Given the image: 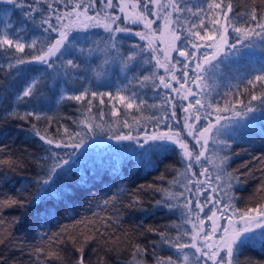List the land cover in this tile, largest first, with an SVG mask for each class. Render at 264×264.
<instances>
[{
  "label": "trees",
  "instance_id": "trees-1",
  "mask_svg": "<svg viewBox=\"0 0 264 264\" xmlns=\"http://www.w3.org/2000/svg\"><path fill=\"white\" fill-rule=\"evenodd\" d=\"M38 1L41 0H15V4L0 1V32H3L5 24H9L10 32H17L26 43L38 38L37 49L46 50L49 40L54 39L56 33H44L42 29H36L25 17V12L30 11L28 4ZM47 2L53 5L52 9L63 11L72 9L80 0ZM89 2L90 0H83L84 4ZM147 2L148 0H139L137 10L144 11L143 4ZM178 2L182 8L186 6L195 12L197 6H203L206 0ZM95 3L98 6V0H95ZM233 3L234 11L239 12L250 10L253 6V0H233ZM256 6H264V0H256ZM44 8L49 9L47 3ZM95 12L93 7L88 10L90 14ZM111 12L115 13L113 9ZM151 12L153 5L148 3L146 14L149 19L154 18ZM33 15L36 16L35 22L38 24L40 16L38 13ZM176 15L174 13L173 19ZM179 15L182 22L191 23L198 19L187 11ZM118 17V23L122 24L121 16ZM155 20L154 25L159 28L160 20ZM184 27H187V24H184ZM111 35L112 33L106 32L103 27H90L70 33V41L72 37L80 39L75 41L76 50L73 56L64 59H75L81 67L76 70L68 69L71 73L69 76L64 75L62 60L57 59L59 53L51 58L55 61L53 68L36 61L9 68V58L0 50V160L9 161L0 163V200L13 197L24 201L23 206L1 207L0 215L8 209L7 217L19 220L16 224L20 225V231L24 233L22 236L27 250L25 253L31 255L30 259L17 249H9L10 239L0 244V264H76L79 257L76 249L80 247H84V257L93 254V249H96L97 259L92 263L85 261V264H135V259H139L132 256L136 245L147 249L143 259L152 264V242L161 241L158 235L160 231H164L173 239L180 234V243H190L191 236L183 235L185 231L191 234L190 224L185 223V220L191 221L197 214L204 221V231L208 232L211 230L212 221L208 220L207 216L211 215L212 211H217L218 224L222 230L225 218L229 215L240 218L241 214L249 209L255 210L251 215L264 210V189L261 188L264 181V107H259V101H252L255 111L240 116L231 111L216 113L214 109H210L213 114L209 119L215 123L216 116L223 115L226 119L221 121V124L226 127L221 129L219 136L214 129L209 134L205 156H202L199 162H190L184 158L179 147L171 142L142 139V136H150L155 132H181V111L190 102L179 101L180 104L173 109L172 94L162 85L156 87L159 85L162 71L155 67L154 54L143 40L134 33H116V39L120 41L117 44L120 53L117 54L108 41ZM230 35L235 36L231 30ZM185 36L187 32H182L181 41ZM254 39L256 46L252 48L237 44L240 49L238 53L234 49L226 48L219 57L224 63L216 80H207L210 86L206 89L208 98L220 107H224L226 101L235 104L237 100H242L247 104L250 100L252 86L247 84L246 79L240 78L241 74H247L264 65V45L260 43L259 38ZM229 42L233 43L234 39ZM134 45L138 47H133ZM181 46L189 52L195 51L191 44ZM79 49L84 51L80 52ZM10 51H13L14 58L25 60H31L38 54L36 49L30 48H26L24 53ZM132 51L137 52L140 64L135 72H123L121 59ZM206 51L211 49L202 47L196 54L200 56ZM141 57L150 62L144 63ZM171 58L172 63L177 59L181 61V64L176 65L175 74L182 78L185 58L177 52H172ZM194 66L193 63L192 67ZM152 72L156 73L155 85L149 81L146 86H141L138 82L140 75ZM33 79L39 81L34 96L25 97L27 103L17 101V95L21 94ZM188 85L196 90L191 83ZM85 89L88 94L83 101L67 99L68 96L78 95ZM262 90L264 89L258 84L255 94L259 95ZM92 92L111 93L112 97H116L118 93L133 97L135 93L133 98L140 107L125 109L118 99L108 95L103 96L104 103L101 104L100 97L93 98ZM165 97H170L171 103H166ZM197 98L200 96L191 98V101ZM88 100H92L91 105ZM141 100L144 101L143 104H140ZM113 105L116 109L115 115ZM173 111L176 112L175 118L171 115ZM236 111L244 113V105L236 104ZM13 112L16 115H10ZM27 112L34 115L21 119ZM37 114L39 119L36 118ZM207 122L200 120L196 125L197 129L206 126ZM86 124H91L94 130L89 131ZM32 125H36V129L42 134L46 133L55 141L67 144L89 143L91 139L96 138L112 140L116 135H130L134 139L92 144L84 159L63 156L62 159L69 161L64 166L69 171L60 181L59 194L33 199L38 187L36 180L43 175L41 165L52 163L51 159H45L51 156L46 149L51 148L60 155L66 153L67 149L56 148L55 143L45 144L34 134ZM65 128L68 129L67 134L64 132ZM74 133L80 135H73V138L69 139ZM220 140L227 141L230 147L225 149L224 145L219 143ZM161 145L164 146L163 149L158 147ZM195 152L193 148V153ZM225 155L229 156V160L220 165L219 158ZM189 163H192L193 167L186 171ZM204 169H207V173L201 174ZM217 176L220 178L217 179ZM196 181L201 182L200 192H196ZM121 189L126 191L120 194ZM179 193L184 195L179 196ZM114 195H117L118 199L105 207L103 201L111 200ZM216 199L220 200V204L214 203ZM157 200L162 201V204L157 205ZM187 200L192 201L191 213L183 207ZM133 201L135 207H126ZM197 201L203 206V211L196 207ZM164 204L174 207L170 210L163 206ZM225 204L230 207L221 218L220 211ZM83 219H87L90 225L73 233V228L79 226ZM4 228L6 226L3 225V230ZM261 231L264 230L258 228L254 233L259 234ZM0 232L4 233L1 228ZM90 234H94L96 239L85 244L84 237ZM49 237L52 239L49 240ZM69 237L75 238L73 245ZM54 240V247H48L47 244ZM57 240H63L64 243L57 244ZM36 248H43L44 251L36 253ZM156 251L159 255H172L175 249L158 244ZM49 252L59 253L60 259L49 258ZM189 257L190 264H199V261ZM240 258L242 264L249 261L253 264H264V247L259 235H256L255 241L244 246ZM29 260L31 261L27 263Z\"/></svg>",
  "mask_w": 264,
  "mask_h": 264
},
{
  "label": "snow or ice",
  "instance_id": "snow-or-ice-1",
  "mask_svg": "<svg viewBox=\"0 0 264 264\" xmlns=\"http://www.w3.org/2000/svg\"><path fill=\"white\" fill-rule=\"evenodd\" d=\"M7 4H15V0H5ZM47 3V7L52 9L53 5L48 3L47 0H44ZM71 2V0H69ZM148 3L156 6V10L151 12L152 15H155L157 19H163V28L159 29L160 35L157 36V30L153 29L154 20L148 18ZM95 0H90L89 3L84 4L83 0H80L79 3H76L71 11L65 12L63 15L56 14L55 20L56 24L52 23L53 16H45V10L37 9L33 5H28L30 11L25 12V17L31 21L36 29H42L44 33H57V37L50 39L47 44L46 50L44 48L37 49L38 38L32 39L30 43H26L22 36L17 32H10L9 28L11 25L5 24L3 32H0V50L4 52L9 58L8 67L16 68L18 65L31 63L36 61L41 64H46L48 68H53L55 61H52V57L57 56V59L62 60V67L65 68L64 75L69 76L71 73L68 69L76 70L81 67L75 59H64L68 56H73L74 51L76 50L75 41L79 40V37H72V40H69L70 31L73 28L77 29H87L89 27H103L106 32L112 33L108 38V41L111 43V47L116 50V53H120V49L117 47V44L120 41H117L115 34L121 32H129L132 30L126 27H115L112 25L120 19L118 16H111L108 12H104V15L101 16L100 12H97L95 16H88V10L90 7H93ZM139 6V0H136L135 3H131V11H128L129 4L128 0H120L119 10L121 13H124V20L130 21L133 24H143V27L147 29V32H135L136 36H139L141 40H147V47L153 52L156 53L158 49L155 47L157 40H160L165 44L163 51V59H160L158 56L153 58L156 61L155 67L163 68L165 73L170 75L171 81H175L180 85L179 88L173 87V85L166 80L165 76H159V87L163 86L165 89H170L172 92H175L178 97L182 100H188L189 97L200 96V98L191 101L186 107H183V111L187 114L184 118V126L188 130V135L196 140L197 144L201 145V151L195 156L197 162L200 161L202 156H205L206 145L208 142V136L215 129L216 135L221 134V129L226 127L225 124H221V121L225 120L226 117L223 115H217L216 121L213 123L209 117L212 116V111L214 109L216 113H226L233 112L234 115L240 116L242 114L253 112L256 109L252 107V101H259V107H264V90L260 91V94H255V89L259 84L262 89H264V65L259 69H253L252 72L247 74H241V79H246L247 84L252 86L253 92L250 93V100L247 104H244V101L237 100L235 104L226 101L224 107H220L218 103H215L212 99L208 98L206 89L210 86L207 84V80L211 79L216 80L219 73L221 65L224 63V60L219 59L220 55L226 48L234 49L237 53L240 51L237 48V44L245 48H252L256 46V41L254 38H259V41L264 45V6L257 7L256 0H253V6L250 10H245L244 12L234 11L233 0H206L203 6H197L196 11L193 12L192 8L180 6L178 0H167V3H162L161 0H148L147 3L143 4L144 11H137ZM83 7V11H79ZM113 0H107L106 8H113ZM164 9H170L169 11H164ZM55 11V10H54ZM190 12L193 16L197 17L196 22H187L181 21L180 13ZM33 13H38L40 16V22L37 24L36 16ZM162 13V15H161ZM173 13H176L175 19H173ZM67 21V23H65ZM184 24H187V27H184ZM46 25V27H45ZM234 33L235 36L230 35ZM182 32H187L184 40L181 41ZM86 39V37H85ZM230 39H234L233 43H230ZM248 41L249 43H245ZM179 42V43H178ZM182 44H191L192 49L195 51L189 52L186 48L182 47ZM138 47V46H133ZM211 49V51H206L198 56L196 53L199 52L201 48ZM26 48L36 49L38 54L33 56L31 60H25L23 58L15 57V53H24ZM63 50V51H62ZM80 52H83V49H79ZM143 51V49H141ZM177 52L179 56L185 58V62L182 65V78L177 77L176 65L181 64L179 59L175 60V63H172L171 53ZM92 54V50H89V55ZM15 59L13 63L12 60ZM225 59L227 56L225 55ZM144 63H149L146 58L141 57ZM195 64L192 67V64ZM140 64V61L137 60V52H129L127 56H124L121 59V71H136V67ZM256 72L258 74L253 75L252 73ZM222 74V73H220ZM156 76L155 72L150 74H141L138 82L141 86H146L149 81L155 85ZM135 78V77H134ZM39 81L33 79L29 84L25 86L23 92L17 95L16 99L20 102L27 101L24 100L25 97L34 96L37 91V84ZM191 83L195 86V91L187 85ZM219 86V85H217ZM88 94V90L85 89L78 95H70L67 97L69 100L83 101ZM108 95L113 99H118L119 103L123 104L125 109H132L136 107L139 109L140 105L136 104L135 93L133 97H128L124 95L117 94L116 97H112L111 93H97L92 92L91 96L93 98L100 97V103L103 104V96ZM63 98V97H62ZM202 100L204 102H202ZM166 103H171L170 97H165ZM144 101L141 100L140 104H143ZM88 104H92V100H88ZM236 104L244 105V113L241 111H236ZM173 109L176 105L172 104ZM91 109L89 108V111ZM116 114L115 105H113V115ZM10 115H16L15 112ZM34 113L27 112L24 116L20 117L21 119H26L29 116H33ZM172 118L176 117V112H172ZM36 118L39 119V115H36ZM193 123H189V120H193ZM207 120V125L197 129V123L200 120ZM89 131L94 130L91 124H86ZM125 126H127L125 122ZM95 127H100V125H95ZM32 131L36 136L39 137L41 141H44L47 145H53L55 143L56 148L61 147H74L81 148L82 143H74L69 145L67 143H61L54 140V138L49 137L46 133L42 134L40 130L36 129V125H32ZM64 132L67 134L68 129L65 128ZM74 136H79V133H74L69 136V139H72ZM115 139L117 141L121 140H132L134 137L130 135H116ZM151 140H160V141H169L172 144L177 145L183 153V156L192 159L193 153L189 150L188 143L181 137L179 132L176 133H164L160 135H153L149 137ZM203 141V143H201ZM219 143L223 144L225 149L230 147L227 141L220 140ZM163 149V145L158 146ZM46 151L51 153L50 157L45 159H51L52 163L50 165H41V170L43 175L36 180L37 184V193L33 196V199L37 197L57 195L60 192V181L63 176L67 174L68 169H65V165L69 163L68 160L62 159L60 153L53 151L51 148L46 149ZM74 155V153H73ZM229 160V156L225 155L219 158L220 165H224ZM0 163H9V161H2ZM193 167L192 163L187 165L186 171L191 170ZM219 167V165H218ZM207 169L201 174H206ZM195 175V173H193ZM162 178V177H161ZM220 177L217 176V179ZM196 192H200L199 187L200 181L195 182ZM261 188L264 189V181L261 183ZM191 191L190 189H186ZM126 190L121 189L123 194ZM161 191H166L161 189ZM215 191V189H213ZM179 196H183L184 193H179ZM118 199L117 195H114L111 200H104L103 205L106 207L111 201H116ZM215 204H220V200L216 199ZM24 201L19 200L13 197H6L3 200H0V207H11V206H23ZM157 205H161L162 201L157 200ZM192 204L191 200H187L183 205L189 213L192 209L190 205ZM163 206L168 207L170 210L174 207L171 204H164ZM128 208L135 207V201L130 202L126 205ZM196 207L200 208L203 211V206L197 201ZM230 205L225 204L223 209L220 211V216L223 218L224 212H227ZM235 211V210H234ZM255 211L254 209H249L246 212L241 214V220L243 221V227H236L235 224L229 220V225L223 227L222 233L218 239H214L216 233L221 231V226L217 222V211H212L211 215L207 216L208 220L212 221L211 230L208 232L204 231L202 225L204 221L199 218L197 214V219L201 227L197 228L196 224H193V231L190 234L185 231L184 236H191L190 243H180V234L176 236L175 239L171 238L170 235L166 234L164 231L158 232V235L161 237L160 242L153 241L152 248V264H190L189 254L184 252L185 248L195 249L194 256L196 261H203L204 264H207L208 261H211V264H242L241 255L243 253V248L249 242L255 241L256 235L260 236L261 245L264 247V231H261L259 234L254 233L253 224L256 228L264 230V210H261L257 215L253 216L251 213ZM5 221L0 217V224H4ZM15 223H19L18 219H15ZM185 223H191L190 220H185ZM58 235V234H53ZM52 237H49L51 240ZM96 236L90 234L84 237V243L87 244L90 241H95ZM69 240L72 243H75V238L69 237ZM5 240L0 239V244H4ZM57 244H63V240H57ZM107 243V242H106ZM158 244L166 245L169 249H175V252L172 255H159L156 251V246ZM43 248H36V253L43 252ZM79 253V257L76 260V264H85L84 257V247L76 249ZM95 252L96 249H93ZM147 253L146 248H141L140 245L135 246V250L132 253L133 258L135 259V264H148L146 260L143 259V256ZM223 253V255H221ZM198 254V255H197ZM49 258L60 259L59 253L49 252ZM2 261V257H0ZM132 264V262H130ZM247 264H253L249 261Z\"/></svg>",
  "mask_w": 264,
  "mask_h": 264
},
{
  "label": "rangeland",
  "instance_id": "rangeland-1",
  "mask_svg": "<svg viewBox=\"0 0 264 264\" xmlns=\"http://www.w3.org/2000/svg\"><path fill=\"white\" fill-rule=\"evenodd\" d=\"M0 1L5 2V0H0ZM119 2H120V0H113V4L115 5V7H113V8H106L107 0H98V6L96 5V3L93 6V8L95 9L96 12L94 14L87 13V15L88 16H95L97 12H100L101 16H103L104 15V12L106 11L111 16H114V17L115 16H121V18L123 20V23L122 24H119L118 23V20H117L116 23L112 25V27H117V26H119V27H126V28L131 29L132 30L131 33H134V34H135V32H147L148 30L143 27V24H133L130 21H125L124 20V13H121L120 10H119ZM161 2L162 3H167V0H161ZM35 3H33V4L30 3L28 5H33L37 9H43V7H45V2L43 0L38 1V2H35ZM131 3H134L133 0H128V4H129L128 11H131V7H130ZM72 9L63 10V11H57L55 9H45L44 8L43 10H45V16H47V15H52L53 16L52 23L53 24H56L57 22H56V20L54 18L56 14L63 15L65 12L71 11ZM111 9H113L115 13L111 12ZM155 10H156V6L153 5V11H155ZM169 10L170 9H164V11H169ZM79 11H83V9H79ZM161 15H162V13H161ZM173 15H174V13H173ZM155 19H156V16L154 15V18L152 20L156 21ZM159 20H160L159 28L155 27V25L153 24V29L157 30V33H156L157 36L160 35V33H159L158 30L163 28V19L161 18ZM65 23H67V21H65ZM79 30H82V28L81 29L73 28L70 31V33L74 32V31H79ZM56 37H57V33H56ZM143 41L145 42V44L147 46V43H148L147 40H143ZM155 47L158 49V51L156 53H153V52L152 53L154 54V56H158L160 59H163V51H162V49L165 47V44L162 43L160 40H157L156 43H155ZM160 69L162 71V76H165L166 80H168L173 85V87H176V88H179L180 87V85L177 84L175 81H171L170 75L167 74V73H165V70L163 68H160ZM187 87H191V85H187ZM167 90L172 94L173 103L176 106L178 104H180L179 101H184L186 103H189V102H191V98H193V97H189L188 100H182V99H180V97L177 96V94L175 92H172L170 89H167ZM186 115L187 114L183 111V108H182L181 117H180L182 131L179 132V133H180L181 137L188 143L189 150L192 151V153H193V148H195V151H196L195 153H193V156H192V159L191 160H189L186 157H184V158L186 160H189L190 162H195L196 161L195 160V156L197 154H199V152L201 151V145L200 144H197L196 140H194L191 136H189L187 134L188 133V130L184 126V118H185ZM193 122H194V118H193V120H189V123H193ZM164 133L171 134V133H176V131L155 132V133L151 134L150 136H142V139L143 140H148L149 137H151L153 135H160V134H164ZM209 138L210 137L208 136V139ZM109 141H117V140L116 139L110 140V139H98V138H96V139H93V140L91 139L89 141V143L79 142V143H82L83 144V146L81 148H74V147H71V146L70 147H66V148L64 147L63 149H67V152L64 153V154H61V157H63V156H66V157L72 156L74 158L82 157V159H84L88 155L87 154V152L89 151L88 149H89V147L92 144H104V143H107ZM201 143H203V141H201ZM69 145H72V144H69ZM181 152H182V150H181ZM73 153H74V155H73ZM6 210H8V209H6ZM6 210L2 213V215H0V217H2L3 220L5 221L4 224H0V228L2 229V231H4V233L3 232H0V239L2 238L5 241L11 239L12 242L10 241L8 243V248L9 249H17L18 252H20L22 255H25L27 258L30 257V259H31V255L29 253L28 254L25 253V252H27V250H25L26 248H25L24 241H23V236H22V234H24V233L20 231V229H21L20 225L19 224H16L15 223V220H11V219H9L7 217ZM253 216H255V215H253ZM217 218H218V215H217ZM225 220L226 221H225V226L224 227H227L229 225V220H231L235 224L236 227H243V221L241 220V218L235 217L233 215H229L228 217L225 218ZM217 222H219L218 219H217ZM189 224H190V228H191V233L193 231V227H192L193 224H196L197 225V228L201 227V225L199 224V220L197 219V217H195L193 220H191V223H189ZM3 225L6 226V228H4V230H3ZM88 225H90L88 223V220L87 219H83L82 220V223L79 224L80 228H79V226H76V227L73 228V233L74 232H79V230H81L82 228H86V226H88ZM211 225H212V223H211ZM257 229L258 228L255 227V224H253V230L256 231ZM14 234H17V236L14 235ZM221 234H223L222 233V230L221 231H218L216 233V236L214 237V239H218V237ZM53 243H55V240L54 241H50V243H48L47 246L53 248L54 247V244ZM72 245H73V243H72ZM185 249L186 250L184 252L185 253H188L189 256H191L192 259L195 260L194 256L192 255L193 253H195V249H191V248H185ZM188 249H190V250H188ZM68 255H70V253H68ZM221 255H223V253H221ZM96 259H97L96 252H94L93 254L85 255V261L86 262L88 261L89 263H92ZM30 261L31 260H29L27 263H29ZM199 264H204V262L203 261H199ZM207 264H211V261H208Z\"/></svg>",
  "mask_w": 264,
  "mask_h": 264
}]
</instances>
